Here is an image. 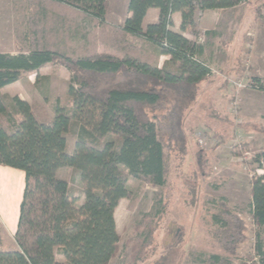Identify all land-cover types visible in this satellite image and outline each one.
I'll return each mask as SVG.
<instances>
[{"label":"trees","instance_id":"1","mask_svg":"<svg viewBox=\"0 0 264 264\" xmlns=\"http://www.w3.org/2000/svg\"><path fill=\"white\" fill-rule=\"evenodd\" d=\"M248 0H128V16L120 26H110L105 15L108 0H29L39 9L30 19L28 53H0V88L16 82L22 73L36 72L56 62L71 71L68 95L72 107H55L43 119L19 97L0 92V165L21 170L24 187L13 242L3 246L7 234L0 224V264H108L118 253L119 235L113 217L118 200L128 194L131 177L163 188L174 157L182 166L189 150L185 128L187 112L199 96V84L210 76L201 60L204 46L181 32L197 36V22L206 10L232 8ZM58 6L90 17L104 30V38L118 55L84 50L67 52L48 39L41 22L48 7ZM158 11L157 21L143 26L147 11ZM180 14L179 32L171 29L174 13ZM260 15L261 13L258 12ZM207 37L217 36L205 31ZM132 38L169 55L162 66L149 64L134 53ZM236 69V68H234ZM236 72V71H235ZM250 87L264 89V79L250 77ZM226 85L222 80L221 87ZM77 121L72 152L66 151V133ZM264 124V119H263ZM264 134V127H260ZM264 170V150L255 157ZM68 166L85 184L84 200L77 205L66 181L54 175ZM197 176L195 175L194 181ZM190 193L195 194L194 186ZM251 216L264 227V181L253 179ZM157 218L165 204L159 198ZM213 237L228 253L245 240V223L225 201L215 199ZM148 245L149 232H145ZM257 264H264V247L257 236ZM201 264H232L211 254Z\"/></svg>","mask_w":264,"mask_h":264},{"label":"rangeland","instance_id":"2","mask_svg":"<svg viewBox=\"0 0 264 264\" xmlns=\"http://www.w3.org/2000/svg\"><path fill=\"white\" fill-rule=\"evenodd\" d=\"M245 3L241 13L245 20L243 28L251 25L253 14L254 23L257 18H264V0ZM33 5L29 0H0V53L29 52L30 19L39 9ZM127 6L128 0H108L106 23L122 25L128 16ZM41 24L46 31L51 30L48 34V39L54 42L51 44L68 53L95 47L98 52L119 54L117 48L106 42L104 30L96 21L73 10L56 5L48 7ZM242 30L237 33L229 29L211 37L184 31L190 40L204 46L201 60L212 69L207 80L199 84L198 99L187 112L188 154L182 166L174 157L170 158V174L163 188L128 179V194L118 200L113 213L119 249L108 264H201L211 254L228 257L232 264H257L254 248L257 236L264 247V227H258L252 219L250 188L253 179L261 177L264 181V170L255 162L256 155L264 150V134L260 132V127H264V89L250 87L245 48L248 39ZM131 40L134 53L141 60L160 66L167 61L156 54L154 45L140 38ZM71 76V71L62 64L52 62L36 72L22 73L16 82L0 89L8 97L27 101L46 119L54 116L56 106L67 110L72 107L67 90ZM222 80L226 83L223 87ZM250 97L262 110L255 112L248 107ZM76 130L74 118L66 133L69 153L73 150ZM53 173L66 181L68 193L76 204H82L85 184L79 174L68 166H58ZM189 183L196 189L194 196L187 186ZM23 187L21 170L0 165V224L7 233L3 237L4 247L14 240ZM159 198L166 210L161 218L155 214L160 207ZM219 198H225L245 223V240L232 256L213 237L212 214L218 210L215 199ZM145 232L151 235L148 245H143L147 240Z\"/></svg>","mask_w":264,"mask_h":264},{"label":"crops","instance_id":"3","mask_svg":"<svg viewBox=\"0 0 264 264\" xmlns=\"http://www.w3.org/2000/svg\"><path fill=\"white\" fill-rule=\"evenodd\" d=\"M245 4L246 3H241L232 8L206 10L199 18L196 29H199L198 31L200 33H204L205 31L212 30L218 33L217 36L222 34L223 31L229 29H233L238 33L240 29L242 30V28L245 27L244 26L245 20L243 19L244 14H241ZM157 15H158L157 9L155 8L149 9L143 19V26L156 22ZM259 16H261V14ZM251 18L252 21L249 22V24L251 25L249 27L243 28L242 30L246 38L248 39L245 48H246V62L251 72L249 77L256 76L264 79V26H263L264 18L262 17L257 18L256 23H254L253 21L254 14L251 16ZM171 19H172L171 29L175 32L180 33L179 30L180 14L177 12L172 14ZM260 24L262 25L260 26ZM181 34L186 38H188V34L185 33L184 31L181 32ZM203 54H205V49ZM160 56H163L165 60H168L170 58L169 55H160ZM158 66L160 67V65ZM247 104L248 107L253 109L255 112H258L261 109L258 104L255 105V101L254 99H252V97H250L247 100ZM262 109L264 110V96H263Z\"/></svg>","mask_w":264,"mask_h":264},{"label":"built area","instance_id":"4","mask_svg":"<svg viewBox=\"0 0 264 264\" xmlns=\"http://www.w3.org/2000/svg\"><path fill=\"white\" fill-rule=\"evenodd\" d=\"M211 73H212V69L210 68V75H211ZM237 84H239V83H237ZM237 84H236V85H237ZM233 85H235V84L233 83ZM237 86H238V85H237ZM239 87H242V88H243V87H246V85L240 83V84H239ZM251 88H252V87H251ZM263 88H264V85H263ZM253 89H258V88L254 87ZM197 134H198V133H197ZM198 135H199V134H198ZM196 136H197V135H196ZM198 141L201 143L203 140H202L201 137H199V138H198Z\"/></svg>","mask_w":264,"mask_h":264},{"label":"bare ground","instance_id":"5","mask_svg":"<svg viewBox=\"0 0 264 264\" xmlns=\"http://www.w3.org/2000/svg\"><path fill=\"white\" fill-rule=\"evenodd\" d=\"M4 199V198H3ZM1 203V202H0ZM7 204V203H6ZM2 207V206H1ZM3 207H5V206H3ZM14 213V212H13ZM15 214V213H14Z\"/></svg>","mask_w":264,"mask_h":264}]
</instances>
